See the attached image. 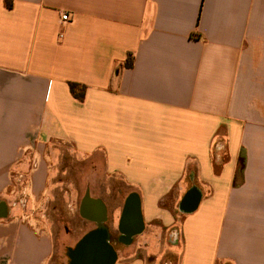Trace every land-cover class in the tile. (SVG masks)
Wrapping results in <instances>:
<instances>
[{"label":"crops","instance_id":"0c3cea01","mask_svg":"<svg viewBox=\"0 0 264 264\" xmlns=\"http://www.w3.org/2000/svg\"><path fill=\"white\" fill-rule=\"evenodd\" d=\"M64 154L112 264H264V0H0V264H65L95 227L54 236Z\"/></svg>","mask_w":264,"mask_h":264},{"label":"rangeland","instance_id":"374dc122","mask_svg":"<svg viewBox=\"0 0 264 264\" xmlns=\"http://www.w3.org/2000/svg\"><path fill=\"white\" fill-rule=\"evenodd\" d=\"M59 162L55 163V176L53 181L59 182L58 186L52 190L50 193V204L47 209L49 218L52 220V229L54 236L56 238H73L82 227L83 217L79 211L80 202L84 196L85 183L82 184V178L77 177V173L80 170H84L86 165L84 163H78L71 160V157L64 154ZM98 183L102 182L101 179H97ZM102 184V183H101ZM88 191V190H87ZM89 192V191H88ZM88 195H90L88 193ZM101 199L112 200L114 194L107 195L106 193L97 194ZM77 207L74 213L68 211L70 207ZM52 207L53 210L51 209ZM113 220V226H116V218ZM111 225V217H110ZM66 230V231H65ZM121 247L120 244H117L115 248L119 250ZM172 245L164 242L161 246V253L158 256V260L165 258L166 256L170 257V252ZM176 251V249H175Z\"/></svg>","mask_w":264,"mask_h":264},{"label":"water","instance_id":"95a60500","mask_svg":"<svg viewBox=\"0 0 264 264\" xmlns=\"http://www.w3.org/2000/svg\"><path fill=\"white\" fill-rule=\"evenodd\" d=\"M198 202V192L193 189L188 191L182 202V209L191 210ZM132 203V202H130ZM5 204L0 203V216L5 214ZM84 215L95 221V227L89 230L77 243V245L69 251L68 264H112L114 261V252L108 243V234L102 225L104 208L99 199L84 200ZM127 214L134 216L132 206H127ZM136 225H129L127 221L123 223V227L127 230L134 229Z\"/></svg>","mask_w":264,"mask_h":264},{"label":"trees","instance_id":"16d2710c","mask_svg":"<svg viewBox=\"0 0 264 264\" xmlns=\"http://www.w3.org/2000/svg\"><path fill=\"white\" fill-rule=\"evenodd\" d=\"M125 66L126 67H131L132 66V58H131V54H128V56H127V59H126V61H125ZM81 87V85H79L78 83H76V82H70L69 83V88H70V91L72 92V94L76 97V98H78V99H82V97H83V90H82V87H81V89H78V88H80ZM242 164H243V162H242ZM240 169H241V167H240ZM185 197V196H184ZM184 197L182 198V200H181V202H180V207L181 208H183L182 206V202H183V199H184ZM88 232V231H87ZM86 232V233H87ZM86 233H84L77 241H76V243L74 244V245H72V246H69V247H67L66 248V250H65V254H66V258H67V260H66V263L65 264H68L69 263V261H70V259H69V256H68V254H69V251L70 250H72L76 245H77V243L80 241V239L86 234Z\"/></svg>","mask_w":264,"mask_h":264},{"label":"flooded vegetation","instance_id":"af4514ba","mask_svg":"<svg viewBox=\"0 0 264 264\" xmlns=\"http://www.w3.org/2000/svg\"><path fill=\"white\" fill-rule=\"evenodd\" d=\"M87 197V195H86V193H84V196H83V198H82V200H81V202H80V214L82 215V216H84V217H87L86 215H84V211H83V208H84V200H85V198Z\"/></svg>","mask_w":264,"mask_h":264},{"label":"built area","instance_id":"2783aa9c","mask_svg":"<svg viewBox=\"0 0 264 264\" xmlns=\"http://www.w3.org/2000/svg\"><path fill=\"white\" fill-rule=\"evenodd\" d=\"M61 20H62L63 22L70 21V17H69V15H68L67 12H63V13L61 14Z\"/></svg>","mask_w":264,"mask_h":264}]
</instances>
